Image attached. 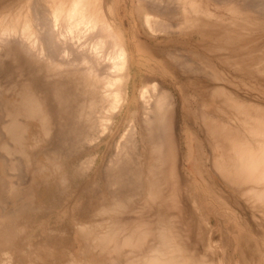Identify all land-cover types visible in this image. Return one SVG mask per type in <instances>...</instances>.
<instances>
[{
  "label": "bare ground",
  "instance_id": "obj_1",
  "mask_svg": "<svg viewBox=\"0 0 264 264\" xmlns=\"http://www.w3.org/2000/svg\"><path fill=\"white\" fill-rule=\"evenodd\" d=\"M245 2L246 9L264 17V0ZM229 8L232 17L236 16L235 4ZM211 12L199 0H0V134L22 139L35 133L32 123L45 124L49 112L61 114V119L70 113L89 123L81 130L94 140L115 133L118 119L130 111L117 147L141 133L154 153L166 152L161 153L166 155L161 160L164 158L163 167L168 171L162 167L160 173L168 172L167 190L154 177L149 199L166 198L171 208L187 191L179 182L178 151L170 123L181 102L189 107L194 142L202 145V134L208 141L205 165L212 176L211 192L235 212L238 222L264 239V46L257 54L212 59L203 47L192 50L188 43L191 34L203 38L210 27L229 37L252 34L262 27L254 25L255 21L226 23ZM174 35L181 39L170 46L166 43L165 57L158 56L156 44L153 47L148 42ZM142 68L147 75L135 87L137 71ZM160 77L177 82L180 94ZM135 95V109L130 110ZM206 226L210 244H214L212 221ZM157 227L160 245L141 264L196 262L183 249L177 229H167L160 220ZM140 233L125 239L127 248L144 249L149 238L142 230Z\"/></svg>",
  "mask_w": 264,
  "mask_h": 264
},
{
  "label": "rangeland",
  "instance_id": "obj_2",
  "mask_svg": "<svg viewBox=\"0 0 264 264\" xmlns=\"http://www.w3.org/2000/svg\"><path fill=\"white\" fill-rule=\"evenodd\" d=\"M220 1L199 0V3L206 10L224 18L226 23L255 21L254 25H261L262 28L252 34L236 36L237 40L236 37L221 35V32L210 27L203 38L197 34L190 35L188 43L190 47L193 46L191 49L203 47L201 49L212 59L224 58L225 54L239 57L257 54L264 46V17L246 9V0ZM233 2L236 18L232 17L229 8L234 6ZM131 26H127L129 31ZM176 36L171 39L159 38L163 42H148L153 47L156 44L158 56L165 57L168 45L181 39ZM143 40L146 41L145 37ZM145 70L142 68L137 71L135 87L143 84L144 76L147 75ZM160 80L167 82L172 90L180 94L177 82L161 77ZM134 98L130 110L135 109L137 95ZM188 108L179 102L170 120L178 151L177 170L181 172V178L177 176L180 181H177L187 189V193L182 192L183 196L180 195L179 204L171 208H168L166 198L150 201L154 177L158 185L161 183L162 189L165 187L164 191L167 190L164 183L169 178L168 172L165 173L168 168L164 166L166 171L160 173L165 163L161 155L166 152L154 153L153 145L141 133L123 142L119 149L117 147L118 139L128 126L130 111L118 119L112 136L93 137L94 140L82 132L89 127V123L75 119L70 113L68 118L61 119V114L49 112L46 123H32L31 129L35 133L22 139L0 134V264H141L160 245L156 236L157 220L164 223L167 229H177L186 254L196 258V262L189 264H264V239L255 236L250 228L238 222L235 212L213 195L208 187L213 183L209 166L205 165L206 156L209 155L208 141L202 134V145L194 142L191 132L194 124ZM136 121L141 127L139 117ZM145 141L146 149L143 148ZM208 220L212 221L214 228V244H210V233L206 226ZM139 230L144 232L145 238H149L146 244L143 243L144 249L141 246L139 250L127 248L125 239L134 237L140 233ZM145 232L150 235L146 236ZM153 235L154 238L151 237Z\"/></svg>",
  "mask_w": 264,
  "mask_h": 264
}]
</instances>
